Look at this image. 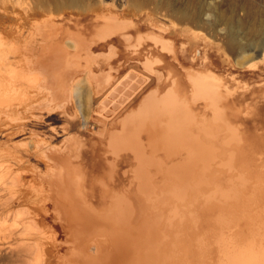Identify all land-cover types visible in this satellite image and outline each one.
<instances>
[{"label": "bare ground", "instance_id": "bare-ground-1", "mask_svg": "<svg viewBox=\"0 0 264 264\" xmlns=\"http://www.w3.org/2000/svg\"><path fill=\"white\" fill-rule=\"evenodd\" d=\"M46 1L53 3L55 9H63V12L71 15L76 14V10L69 8L80 6L83 2V0ZM145 1L147 0H140L141 3ZM15 5L18 6V3ZM169 6L171 7V4ZM24 11L23 14L26 15L27 12ZM176 14L180 22H188L191 16H196L190 13L186 6L176 9ZM246 14L250 16L249 9ZM102 20L79 19L76 20L75 25H71L77 32L79 46L83 45L87 55L94 51L92 50L94 46L102 44L107 47L103 54L107 53L108 57L113 58L116 47L119 54L120 46V54H124L125 58L137 61L139 64L143 63L150 69L157 68L162 74V77L161 74L158 76L159 82L168 78L172 82L167 85L168 87L165 86L167 88L163 94L161 93L162 97L157 96L155 90H152L153 94L151 93L153 97L149 95L148 98V95L144 94V98L147 99L142 98L140 109L133 111V114H127L128 116L121 120L120 128L119 117L112 118L111 122L107 123L108 126H105L107 130L106 134L104 133L106 136L104 145L108 148L109 155L119 158L120 151H130L139 162V171L134 169V174L141 172V175L138 174L136 177L141 176L136 188L138 193L134 192L131 178L127 183L122 184L119 181V166L114 163L109 162L106 166L103 159L100 166L94 165L87 167L86 170L82 166L79 170L78 167L73 168V165H69V162H63L68 157L61 161L56 160L53 163L56 171L54 170L49 187L52 191L48 203L50 212L42 215V223L46 226V230L43 228V232L38 229V232L45 234L48 244L35 240L36 243L21 245L18 247V252L26 253V258L23 259L20 253L11 254L12 249L9 246L3 248L0 244V264L14 262L15 264H264V150L260 147L262 145L263 148L264 140L263 138L260 140L255 134L247 133L245 130L248 128L247 124L240 123L238 108L228 100L231 98L232 90L209 69H203L202 72L183 70L187 82H179V77L167 67L170 63L181 67L185 64L173 54L176 48L169 39H164L151 30L143 32L135 24H128L126 27L120 25V27L118 23L115 26ZM43 24L48 26L46 21L45 23L41 21L40 28ZM71 27L62 30H69ZM234 31L232 27L227 30L230 38L229 46H234ZM254 31L260 33L259 29ZM127 33L129 34L126 35ZM119 37H123L124 40L121 41ZM111 42L114 46L110 45ZM69 43L72 45L73 41ZM252 44L254 45L253 42ZM238 47L242 49L245 46ZM233 51L235 52V49ZM48 60H36V64L49 65ZM52 63L55 64L54 61ZM105 76L103 72L95 73L92 69L90 77L94 82H90V85L96 86ZM131 77L132 81L123 85L117 84L107 96H105L107 93L103 95L104 99L101 98L96 110L101 113L106 112L105 118L112 116L119 109L120 102L124 101L121 95H127L136 85L134 82L143 80L140 76L131 75ZM77 82L79 86H76L78 93L76 92L75 99L79 107L84 105V109L88 112L89 87L86 80L80 85L82 78ZM97 89L100 87L97 86ZM72 95H74L73 91ZM184 102L187 103L186 106ZM236 105L240 107L239 104ZM201 109L204 110L202 114ZM157 129L162 130L155 131ZM156 132L159 136L155 135ZM207 136L220 138L219 150L215 148L213 155V151L205 143ZM77 142L75 141L76 144ZM28 146L30 150L33 147ZM184 149L188 150V155L182 160H174ZM158 151L162 156L154 161L159 163L161 159H165L166 163L169 160L171 164L165 166V175L168 177L166 182L155 186L153 179L156 174L154 175L150 170H154L160 164L151 161ZM17 159L20 160L18 157ZM235 161L238 163L236 166ZM30 169L27 168L29 171ZM131 170L132 168L129 167L124 172L128 173ZM21 171L23 172L22 168ZM217 171L220 181H216L215 178ZM159 172L161 173L162 170ZM245 174L248 175L246 178ZM223 175L225 183H222ZM249 175L253 182L250 181ZM243 178L244 182H242ZM65 181H70L71 184L66 185ZM14 182L16 181L13 180ZM32 184L31 182L30 186ZM27 186L29 187V184ZM156 191H161V194L158 195ZM83 195H88L89 200ZM29 221L31 219L28 223ZM49 243L54 245L51 246ZM57 252L60 256L59 263L50 260L43 262L46 254L50 257Z\"/></svg>", "mask_w": 264, "mask_h": 264}, {"label": "rangeland", "instance_id": "rangeland-1", "mask_svg": "<svg viewBox=\"0 0 264 264\" xmlns=\"http://www.w3.org/2000/svg\"><path fill=\"white\" fill-rule=\"evenodd\" d=\"M15 3H18V6ZM50 3L46 0H0V118L2 119L0 126L3 127H0V244L3 248L9 246L12 249L11 254L20 253L21 259L26 258V253L18 252V247L21 245L36 243L35 240L48 244L45 234L38 232V229L46 230V226L42 223V215L50 212L48 203L52 191L49 187L56 171L53 163L68 157L67 161L63 160V162H69L73 168L78 167L80 170L82 163L90 167L93 151L90 149L95 142L100 145L105 141L104 135L107 130L105 126H108L107 123L111 122V119L104 118L105 115H102L104 112L96 110L101 101L100 95L103 93H100L101 88L97 89L90 85V82H94L93 79L91 80L92 76L90 77L92 69L95 73L103 72L106 75L101 82L119 80L122 85L132 79L131 75L140 76L143 78L142 82L145 80L156 82L155 75L158 74L153 71L154 67L150 69L143 63L139 64L130 59L117 69L115 59L109 62L106 60L110 57L102 53L106 52L104 50L107 48L102 44L94 46L92 48L94 51L88 54L91 56L89 57L83 45L79 46L77 32L71 27L72 24L75 25L76 20L97 18L98 21L103 19L115 26L119 24L126 27L128 24H135L143 32L151 30L160 37L169 39L177 50H185V54L181 55L184 59L183 64L189 65L196 56L197 60L193 62L198 70H202L205 66L211 67L212 70L218 67L221 71L264 67V0H147L143 3L140 0H83L80 6L69 8L76 10L74 15L63 12V9H55L54 4ZM16 6L20 9L14 8ZM184 6L190 13L196 15L191 16L188 22H180L177 19L176 9ZM247 8L250 11L249 17L246 14ZM24 10L27 12L26 15L23 14ZM41 21L44 23L46 21L48 26L43 24L40 28ZM67 27H71V30H62ZM229 27L235 30L234 46H229L230 38L227 35ZM255 29H259L260 33L255 32ZM134 31L135 29L133 33ZM70 41H73L72 45ZM130 43L132 46V42ZM240 45L245 47L240 49L238 47ZM36 60H48L50 64L37 65ZM53 61L55 64L52 63ZM110 67L114 70H110ZM167 69H171L179 77V82H187L179 66L170 63ZM81 78L80 85L86 80L89 87L88 112L84 109V105L79 107L75 99L76 86H79L76 81L80 82ZM166 85L167 83L161 89ZM152 86L154 83L150 87ZM146 90L144 88V91ZM27 141L32 142L29 144ZM75 141H78L77 144ZM27 144L33 146H30L31 150ZM101 163L103 161L97 163V166ZM27 168H31L30 171ZM19 172L20 174H17ZM13 180L16 182L13 183ZM31 182L34 185L30 186ZM65 182L66 185L70 183V181ZM222 183H225L224 175ZM85 198L89 200L90 197L86 195ZM20 206H25L27 212ZM31 214L35 216L32 217ZM54 243L49 244L54 245ZM48 255H45L43 262L50 260L59 263L58 252L50 257Z\"/></svg>", "mask_w": 264, "mask_h": 264}, {"label": "crops", "instance_id": "crops-1", "mask_svg": "<svg viewBox=\"0 0 264 264\" xmlns=\"http://www.w3.org/2000/svg\"><path fill=\"white\" fill-rule=\"evenodd\" d=\"M128 34L129 33H127L126 35H128ZM119 39L121 41L124 40L123 37H119ZM124 43H128V42L124 41ZM110 45L114 46L113 42H111ZM120 48L121 47L119 46V54H118V48L116 47V52H115L113 58L112 57L106 58V60L108 62L113 60V59H115L116 60L117 69H120V67L124 63H126L128 61V58H125L124 54H122V55L120 54V51H121ZM184 51H185L184 49L177 50V48H176L174 50L173 54L175 55L176 58H179L181 60V62H183L184 59L181 58V55L185 54ZM104 55H107V53H105ZM174 55H173V57H174ZM193 60L196 61L197 57L196 56L193 57V59H192L191 63H189V65H185V66L182 65L183 67H181L180 65H178V66L180 68H182V70H184L185 72H186V69H191V70H194L195 72H202L203 69H209V70L213 71L216 74L218 79L220 77L222 79V81L225 84H227L229 86V88L232 90L231 95H230L231 98L228 99V100H230V102H232L233 105L236 108H238V113H239L238 114V118L241 119L240 123L242 122V125L247 124L248 128L245 129V130H247L246 132L249 133L250 135L255 134L256 136H259L260 140H262V138L264 140V67H260L259 66V68H250V69L249 68H243V69H238V70H234V71H232V70L221 71L218 67H217V69L212 70L211 67L205 66V68H203L202 70H198L197 68H195V64H194ZM200 65L202 66V64H200ZM110 70H114L113 67H110ZM153 71L158 73V74L155 75L157 77L156 78V82H151L150 80L149 81L148 80L144 81L143 83L142 82H137V83L134 82L136 84L134 86V88H132L131 91H129L127 95H121V97L124 98L125 102L121 101L119 109L117 111H115L112 116L109 115L107 117V119H112L114 117L115 118L119 117V128H120L121 120H123L129 114H133V111H136V109H140L139 104L142 103V98H144L147 95H148V98L150 96L153 97L152 90L153 91L155 90L154 92H155V94L157 96L160 95V97H162L161 95L163 94V92L168 87L167 85H170V83H172L171 79L168 78V79L165 80V81H169V82H159L158 76L161 73L159 72V70H157V68L153 69ZM161 77H162V74H161ZM149 79H151V78L149 77ZM130 81H132V80H130ZM152 83H154V86L150 87ZM166 83H167V85H166L167 87H164L163 89H161V87L163 85H165ZM117 84H121V83L120 82H99L96 86L94 84L93 87H97V86L100 87L101 88L100 89V93H103V95L107 93L105 95V96H107L112 91V89L117 86ZM111 86H114V87H111ZM144 88H146L147 90L144 91ZM154 88H156V89H154ZM251 88H253L252 91H251ZM127 89H129V86L127 87ZM106 91H108V92H106ZM139 91L142 92V93L140 94ZM149 92H150V94H149ZM139 94H140V96H139ZM144 94H145V96H144ZM103 95H100V96H103ZM121 97L119 96V100H121ZM100 98H102V97H100ZM137 99H138V101H137ZM145 99H147V97L144 98V100ZM140 101H141V103H140ZM186 102H187V100H186ZM236 104H239L240 107H237ZM186 105H187V103H185V106ZM137 107H139V108H137ZM187 110L189 111V108H187ZM201 110H202V112H200V113L201 114L204 113L203 112L204 110L203 109H201ZM189 112H191V111H189ZM211 114H212V112H211ZM104 115L105 116H103V117L105 118L106 117V112H104ZM186 115H187V112H186ZM213 118H215V117H213ZM211 128H213V125H212ZM159 130H162V129H157L155 131H159ZM193 130H196V128H193ZM142 135L144 136V134H142ZM155 135L159 136V133L156 132ZM206 139L207 140L205 141V143L207 144L209 149H211L213 151L212 152V155H213L215 148L217 149V151L219 150V145H220V143H219L220 141L219 140H220V138L207 136ZM96 146H99V147H96ZM260 147H261V149L264 150V145H263V148H262V145H260ZM90 150L91 151L93 150L92 154H91V157H92V160H91L92 161V165L91 166L97 165V163L99 164V162L103 161V159H104V162L106 163V166H108L109 162L116 164L117 166H119V173H120L119 181L123 184V183H127L129 178H131L132 187H133V189H135L134 192L138 193V190L136 188H137V184H138L139 179L141 178V176L138 177V178H136V177L138 176V174L141 175V172L134 174L135 170L139 169V166H138L139 162L137 161V159H135L134 154H132L130 151H120L119 152V158L111 157L109 155V153H108V148H105L104 143L100 144V145L99 144H94L93 148H91ZM187 151L188 150L184 149L183 151H181V153H178L177 156L174 158V160H176V161L177 160H182L184 158V156L186 157L188 155ZM218 155L219 154L217 153V156ZM161 156H162V153L160 151H158V153L155 154V158L151 160L153 163H156V164L160 163L157 166V167H159L158 170H157V167H155L156 164H154V167H155L154 170H150V171H152L154 173V175L156 174L155 178L153 179V183H154L155 186L158 185V184H161L162 182H166V179L168 177L165 175V172H166L165 166L167 164H171L169 162V160L166 163L165 159H161V161L159 163L154 161V160L158 159ZM163 162H164V164H163ZM216 162L218 163V160ZM237 164L238 163L235 161V166ZM81 165L86 170L87 166L85 165V163H82ZM136 166H138V168ZM129 167H131L132 170L128 171V173H125L124 170L128 169ZM160 167H161V169H160ZM160 170H162L161 173L159 172ZM247 176L248 175L245 174V178ZM215 178H216V181H220L219 180L218 171L216 172ZM250 178H251V176H250ZM250 181L253 182L252 178H251ZM242 182H244V178H243ZM157 193H158V195H160L161 191H158ZM263 205H264V199H263ZM201 229L203 230L204 226Z\"/></svg>", "mask_w": 264, "mask_h": 264}]
</instances>
